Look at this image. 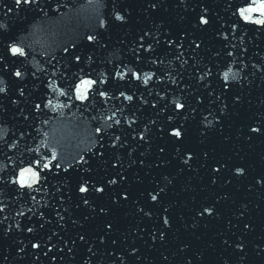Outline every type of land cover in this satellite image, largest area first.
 <instances>
[{"label": "water", "instance_id": "95a60500", "mask_svg": "<svg viewBox=\"0 0 264 264\" xmlns=\"http://www.w3.org/2000/svg\"><path fill=\"white\" fill-rule=\"evenodd\" d=\"M156 2L157 8L151 9L149 0H91V3L89 0H37L20 7L25 13L18 15L14 0H0V23L6 25L4 35L0 36V56L9 61V68L15 63L26 73L22 81L7 71L0 73L4 80L0 86L7 89L0 94L3 106L0 127L9 143L18 141L13 149L0 141V148L12 157L9 161L0 154V162L11 171L21 153L24 159L31 158L32 153L26 152V148L38 146L41 153L50 155V130L55 128L56 139L60 141L56 162L63 167L72 165L67 177L62 169H54L61 173L58 179L53 178L54 172L49 173L47 189L31 191L36 197L35 204L30 198L17 200L15 192L0 196V207L4 208L0 220L7 217L5 227L20 223L22 228L27 225L37 229L28 233L14 228L9 238L0 239V264H34L35 256H39L35 264H187L189 260L192 264H223L225 260L228 264H264V185L256 183L264 176V127L261 133L250 131L264 124V26L246 24L238 13L233 14L237 7L244 6L243 0ZM202 7L209 9L211 17L206 28L197 25ZM7 8L13 9L11 13ZM117 13L124 15L125 20L117 21ZM253 16L258 18L259 14ZM233 23L239 27L232 29ZM145 32L149 33L145 48L152 43L153 51L141 50V58L137 60L133 50L138 49L139 38ZM89 35L96 36L97 40L88 41ZM157 39L159 44L154 43ZM168 39L182 42L183 47L166 44ZM194 39L201 44L195 52L190 46ZM13 42L25 49L26 56L17 58L6 51ZM229 51L234 53L232 57L226 55ZM217 52L221 53L219 57L215 55ZM76 55L83 60L78 66ZM88 56L92 59H87ZM182 61L187 62L182 65ZM226 63L233 72L243 68L236 80L230 74L229 81L225 82L229 85L227 88L222 87ZM205 66L212 69V75L200 81L203 73L198 70ZM81 69L98 80L94 88L107 91V98H98L89 90V99L81 102L74 94L60 96L47 87L53 81L57 87H66L74 79L73 74L83 75ZM114 69L124 72V79L116 77ZM128 69L138 73L140 79L132 77ZM33 72L35 76L31 75ZM146 73L152 74L147 85L143 83ZM99 80L108 82L99 83ZM21 87L25 90L23 96L19 93ZM121 91L134 95V102L120 97ZM236 95L241 100L233 103ZM141 97L154 102L156 110L144 104ZM48 99L54 105L68 106L56 111L43 108ZM174 100L185 104L183 114L172 111ZM38 103L41 109L35 108ZM225 103L228 108L219 121L215 120L214 117L221 116L219 109ZM163 104L168 105L167 109L157 115ZM192 108L197 111L193 112ZM114 112L113 120H120L119 125L106 119ZM169 114L173 116L172 121L166 119ZM205 117L213 124L207 125ZM45 120L49 123H43ZM151 120L157 123H149ZM129 121H135L131 127ZM107 124H112V128H107ZM169 124L182 127V142L167 134L171 131ZM145 125L149 131H144ZM97 127L102 129L101 133L95 132ZM21 131L25 132L24 138L19 137ZM44 132H49V136L45 137ZM139 132H143L144 141L139 139ZM116 135L121 139L128 137L131 156L123 149H112L110 138ZM97 140L103 148L100 143H93ZM161 147L165 149L163 153L159 151ZM177 149L191 152L190 167L183 164ZM98 151H106V155L99 158L95 155ZM80 156L88 159V164H77ZM140 160L144 161L142 165ZM120 163L123 168L119 167ZM112 164L117 167L112 168ZM89 165L94 181L118 178L117 172L127 177L116 185H107L102 196L98 193L89 196L92 207L110 209L108 214L98 215L84 205L75 207L82 195L76 191V184ZM221 165L224 167L219 173L213 171ZM238 166L246 169L245 174H235ZM56 186L65 197L62 207L69 210L63 228L57 227L52 210L53 205L60 206ZM160 188L164 191L158 201H151L149 193L155 194L153 190ZM117 193H127L129 199L121 198L120 204L113 205ZM68 196L72 199L68 200ZM206 206L214 209L213 216H199V211ZM139 208L152 215H143L138 212ZM21 211L24 216L16 215ZM40 211H45L46 219L52 221L42 230L36 224ZM165 216L169 217L170 226L163 224ZM72 220L78 223L72 224ZM107 222L114 227L104 233V243L100 244L97 237ZM246 223L250 225L247 229ZM160 230L165 231V239L153 241L152 234L159 237ZM53 232L58 236L50 244H42L40 251L27 247L30 242L47 241ZM78 234H84L88 244L79 241ZM61 237L68 241L67 246L60 242ZM71 240H76V244L72 245ZM240 241L244 244L242 252L235 249V242ZM18 244L25 252L15 250ZM89 246L97 257L90 259ZM46 247L52 248L56 260L43 255ZM67 247L73 248V252L68 253ZM133 247L137 253H132ZM61 248L65 249L62 254ZM60 255L64 258L60 259Z\"/></svg>", "mask_w": 264, "mask_h": 264}, {"label": "snow or ice", "instance_id": "6c2138e0", "mask_svg": "<svg viewBox=\"0 0 264 264\" xmlns=\"http://www.w3.org/2000/svg\"><path fill=\"white\" fill-rule=\"evenodd\" d=\"M89 2L91 3V0H89ZM184 0H180V3H183ZM34 3H37V0H14V4L18 7H22L23 5H32ZM243 5L244 6H240L237 7L236 12L233 13L234 15L238 13L240 20H242L243 22L247 23H252L254 25H259V26H264V0H251V2H249V0H243ZM157 2L156 0H149V8L151 9H156L157 8ZM13 9L12 8H7V12H11ZM32 11H35V9H32ZM40 11H44V9H40ZM254 13H258L259 16L258 18H255L253 16ZM115 19L117 21H124L125 20V16L121 15L119 13H117L115 15ZM103 21L101 22V26H103ZM211 23V17L209 16V9L207 7H202L200 14L197 17V25H203L205 28ZM239 25L237 23H233L231 28L232 29H236L238 28ZM4 30H6V25L0 23V36L4 35ZM219 34V33H218ZM149 33L145 32L143 35L140 36L139 38V43H138V49H134L133 50V55L136 57L137 60H139L141 58L140 55V51L142 50L143 52H151L153 51V44L152 43H148L147 44V48H145V43H147V41L145 40V37L148 36ZM224 35V39L227 40L228 39V35L227 32L223 33ZM241 39H243V37H241ZM87 40L88 41H93L95 42L97 40L96 36L93 35H89L87 36ZM154 43L159 44L160 41L159 39L155 40ZM166 44L168 45H172L173 47H183V43L182 42H177V41H173L171 39H168L165 41ZM192 47V51L195 52L197 49H199L201 47L200 43H197V41L194 39L191 42ZM233 49H236V45H232ZM6 51L10 52L13 56H16L17 58L19 57H23L26 56V52L25 49L21 46H19L17 43L13 42L11 44H9L6 47ZM65 52L68 51L67 48L64 49ZM244 51L246 52L247 49H244ZM183 53L181 52L180 56H182ZM215 55L217 57H219L221 55V53L217 52L215 53ZM227 56L232 57L234 55L233 52L229 51L226 53ZM180 56H177L176 59L179 60ZM75 61L78 62L77 66L79 65V63H83V60L81 58L80 55H76L74 57ZM87 59L91 60L92 57L88 56ZM155 62V61H153ZM187 61H182V65L183 63H186ZM241 64H243V61H241ZM226 70L223 71L222 76H223V80H222V87H229V85L225 82L229 81L230 79V74H231V79L232 80H236L237 76L239 75V73L241 71H243V68H237L236 72H233L232 67L230 66V64H225ZM243 67H247V65H243ZM253 67H256L255 65H253ZM9 72L12 76L16 77L19 80H23L24 75L26 73L21 71L20 67H17L15 65V63H13L12 67L9 68V61L3 57L0 56V73H4V72ZM81 73H83V69L80 70ZM115 71V76L119 77L120 79H124L125 77V73L119 71L118 69H114ZM198 71H201L203 74L199 76V80L200 81H204L207 77L212 75V69L208 68L207 66L204 67V69H200ZM128 72L131 73L132 77H134L135 79H140V75L136 72H134L132 69H128ZM32 76H35V72L31 73ZM151 73H146L144 75V79H143V83L145 85H147L149 83V80L151 78ZM74 79L71 80L70 82L67 83L66 87H57L55 81H53L52 83L48 84L47 87L51 88L53 90L54 93H57L60 96H69L71 97L73 94L75 95V98L81 102L87 101L89 99V90H93L95 92V94L97 95L98 98H107L108 97V92L105 90H100L99 88H94L95 85H97L98 80L97 79H92L90 78L91 73H83V75L80 74H73ZM78 81V82H77ZM108 81L106 80H99V83H104L107 84ZM173 83H175V80L173 79ZM4 84V80L2 79V77H0V85ZM7 89L3 86H0V94H4L6 93ZM24 88L21 87L19 89V93L20 96L24 95ZM211 95V94H209ZM221 95H223V93H221ZM119 96L123 97L125 100L129 101V102H134V95H127L125 92L121 91L119 92ZM217 100H220V96L216 97ZM141 100L144 104H150V106L156 110V104L154 102H151L149 100L143 99V97H141ZM241 100V97L239 95H236L233 97V103L239 102ZM12 103H16V101H12ZM200 103L202 104L203 101H200ZM68 105L65 104H53V101L51 99H48L46 103H43V108H51L52 111H56L57 108H64L67 107ZM42 105L40 103L35 105L36 109H41ZM168 105L167 104H163L160 106L159 110L157 111V115L160 114V112H163L167 109ZM228 108V104L225 103L223 105V107H221L219 109V112L221 113V116L219 117H214L215 120L219 121L221 119V117L223 116V114L225 113V110ZM0 109H3V106L0 105ZM193 112H196L197 109L196 108H192L191 109ZM172 111L173 112H179L180 114H183L184 111H186L185 109V104L179 102V100H174L173 101V106H172ZM209 115H211V112L209 113ZM115 116V112L113 113L112 116H108L106 119L109 121H113V123L119 125L121 123L120 120H113V117ZM25 119H27V117H25ZM93 119H96V117H93ZM166 119L168 121H172L173 120V116L171 114H169ZM204 120L206 121L207 125H212L213 122L211 120H208L207 117L204 118ZM135 121H129V127H131V124L134 123ZM43 123L48 124L49 120H45ZM149 123L151 124H156L157 121L155 120H151L149 121ZM107 128H112V124H107L106 125ZM168 127L171 128V131L168 132L167 134L174 138L178 143L182 142L183 137H184V133L182 130V127L179 125H175V124H169ZM264 127V124L261 125V127H252L250 128V131L252 133H261V128ZM52 132V146L49 148V152L50 155L48 153H41L40 152V146H38L35 149L32 148H26L25 151L32 153L31 158L29 159H24V154L21 153V156L18 160V162H13V167L11 169V171L7 170V165L3 164L2 162H0V196H7V195H11L13 192H15L16 194V199L20 200V199H24V198H30L31 201L35 204L37 203L36 201V197L31 195V191H42L47 189L48 185H49V173H53L54 169L55 170H63L64 176L67 177L69 171L72 169V165L69 164L67 167H63L58 161L59 157H58V151H57V146L60 144V141L56 139V129L53 128L50 130ZM134 131V130H133ZM144 131H149L148 126L145 125L144 126ZM96 133H101L102 129L100 127H97L95 129ZM43 135L45 137L49 136V132H44ZM137 135L139 136V139L141 141L145 140V136L143 134V132H139L137 133ZM25 136V132L21 131L19 133V137L20 138H24ZM136 137L133 136V139H135ZM102 139V137H101ZM111 139V147L113 150H117V149H123L125 151V153L129 156H131V152L129 151V148L131 147V145L129 144L128 141V137H124V139H121V136H113L110 138ZM0 141L3 142L4 146L7 147L8 149H13L17 147V143H9L6 139H5V131L2 127H0ZM119 142V143H117ZM93 143H100V141H93ZM127 145V147H126ZM45 147H48V145H43ZM100 147L103 148L104 145L102 143H100ZM89 151H91L89 149ZM159 151L161 153H163L165 151V149L163 147H161L159 149ZM178 153H180V156L183 160V164L185 166L190 167V161L193 159V155L191 154V152H181L180 149L176 150ZM0 154H3L5 156V158L9 161L12 160L11 156H7L6 153H4L3 148H0ZM95 155H97L99 158H103L106 155V151H98L97 153H95ZM205 156H207V153H204ZM117 160H119V156L116 157ZM56 162V163H54ZM77 164L79 165H85L88 164V159H86L84 156H80L79 160L76 161ZM139 163L142 165L144 163L143 160H140ZM112 168H116L117 165L116 164H112L111 165ZM120 168H123V164L120 163L119 164ZM224 167V165H221V167H217L215 169H213L214 172L219 173L221 171V168ZM84 175L79 176L78 178V182L76 184V191L79 194H82L80 196V200L78 203H76L75 207L76 208H80L81 205L84 206H88L90 211L96 214H108L110 213V209H107L103 206H97L98 207V212H97V207H92V204L90 202L89 196L91 194H100L101 196L105 193L106 191V187L107 185H116L118 184L120 181H124L127 179V177L120 172L115 173V177L118 178H109L107 180H93L92 177L90 176V172H91V166L89 165L88 168L83 169ZM246 169L243 167H236L235 168V174L238 175H243L245 174ZM61 173L60 171H55L53 178L54 179H58L60 177ZM165 179L167 180V177H165ZM169 183H171V181H169ZM213 183H215V180H213ZM257 184H261L264 185V176H261L257 181ZM12 185L14 186L13 188H9L8 186ZM36 185H39V187H34ZM5 189H7V191H4ZM27 190V191H26ZM155 194L149 193L150 199L153 202L158 201V198L160 196V193H162L164 191L163 188H160L159 191H155ZM56 192L60 193L59 198L57 203L60 205L59 207H57L56 205L52 206V210L55 211V217H56V221H57V227L63 228L64 227V222H65V214L68 213V209L67 208H63L62 205L65 202V197L63 195V191L61 190V188L59 186H56ZM54 198H55V194H53ZM121 198L123 200H128L129 196L127 193H117L116 196L113 198L112 203L113 205H118L121 203ZM68 200H71L72 197L68 196L67 197ZM44 207H47V205H45ZM4 208L0 207V212H3ZM29 211H31V209H29ZM165 212H167V209L164 210ZM138 212L143 213V215L145 216H151V212H145V210L143 208H139ZM199 216L204 217L205 214H207L208 216H213L215 214L214 209L212 207H203L200 211H199ZM16 215L19 216H24V213L21 212H17ZM33 215H37V213H33ZM241 215H243V213H241ZM38 219L36 220V224L38 225L39 229L42 230L45 228L46 224H50L52 223L51 220L46 219V212L45 211H40L38 213ZM85 220L88 219L87 216L84 217ZM7 220V217H4L3 220H0V239H6L9 238V234L12 233L15 229H20V230H26L28 233H34L37 229L35 227H28L27 225L24 226V228L21 227L20 223H16L15 226H13L12 224H8L6 227L4 225V221ZM72 224H77L78 221L77 220H72L71 221ZM163 224L164 225H169L170 226V219L168 216L163 217ZM114 227V225L110 222H107L105 224L104 227V231L97 237L98 241L100 244L104 243V233L112 230ZM244 227L247 229L250 227L249 224H245ZM165 231L160 230L159 231V237H157L155 235V233L152 234V240L155 241L156 239H160L161 241H163L165 239ZM58 236V233L53 232L52 234L48 235L47 237V241H39V242H30V244L27 247H30L31 249H36L37 251L41 250V245L42 244H50L51 241L53 240V237ZM33 239H36L35 237H33ZM78 240L81 242H84L85 244H88V240L86 239V236L84 234H78ZM60 242L64 243L65 246H67L68 241H65L62 237L60 238ZM20 243H23V241H21ZM70 243L72 245L76 244V240H71ZM112 244H116L115 240L111 241ZM224 243L227 245L228 241H224ZM235 249H239L241 250V252L244 249V244L242 241L240 242H235ZM16 251L23 253L25 252V248H22L19 246V244L16 246ZM65 249L61 248L59 250V252L62 254L64 253ZM88 253L90 254V259L97 257V253L93 251L92 247L89 246L87 249ZM67 252L68 253H72L73 252V248L71 247H67ZM138 250L133 247L132 248V253H137ZM35 255V253H34ZM43 255L49 257L51 260H56L57 256L52 254V248L51 247H46ZM60 259H63L64 256L60 255L59 257ZM4 259H7V257H4ZM165 260H167V257H164ZM39 260V256H35V261ZM123 260V258L121 257V261ZM34 261V264H35ZM187 264H192L191 260H189L187 262ZM223 264H228L227 260H225L223 262Z\"/></svg>", "mask_w": 264, "mask_h": 264}]
</instances>
